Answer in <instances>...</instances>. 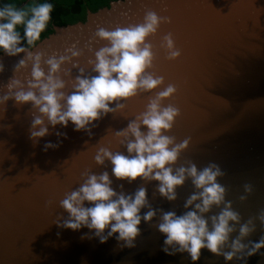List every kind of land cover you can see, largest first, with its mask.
Wrapping results in <instances>:
<instances>
[{
	"label": "water",
	"instance_id": "95a60500",
	"mask_svg": "<svg viewBox=\"0 0 264 264\" xmlns=\"http://www.w3.org/2000/svg\"><path fill=\"white\" fill-rule=\"evenodd\" d=\"M146 9L169 17V23L162 24L148 42L154 54L150 71L163 76L162 87L169 83L176 87L175 94L163 101L179 109L167 135L176 143L189 139L174 167L188 162L198 169L209 162L217 164L224 173L217 179L226 189L225 200L231 201L241 223L250 217L254 220L255 230L243 242L257 241L264 235L254 219L264 209V0H111L95 11L87 10L82 21L54 26L38 47L61 49L74 39L83 46L98 25L138 23ZM167 33L180 50L174 61L166 60L160 47ZM22 55L0 53V86L12 76ZM159 90L139 93L127 101L123 116H105L91 129V137L72 131L71 124L66 128L57 125L35 144L28 138L31 106H18L12 100L0 105V264H226L205 249L196 262L186 253L165 255L161 251L163 237L156 231L159 213L148 224L141 221L132 248L122 247L114 236L101 244L86 228L73 231L54 224L66 217L59 201L79 186L81 172L107 170L111 178L110 165L98 167L92 160L97 141L102 138L105 145L110 141L106 129L125 127ZM56 132L67 138H59L56 149L42 151L46 141H57ZM111 148L124 152L115 143ZM245 184L252 190L240 201ZM155 185V181L139 178L132 183L113 179L112 183L114 189L126 194L145 187L153 209L177 215L185 211L184 200L194 191L190 181L176 189L174 201L161 198ZM218 211L214 207L209 214ZM227 264L242 262L233 259ZM246 264H264V248Z\"/></svg>",
	"mask_w": 264,
	"mask_h": 264
},
{
	"label": "clouds",
	"instance_id": "9594fccd",
	"mask_svg": "<svg viewBox=\"0 0 264 264\" xmlns=\"http://www.w3.org/2000/svg\"><path fill=\"white\" fill-rule=\"evenodd\" d=\"M53 8L51 0L19 4L16 0H0V53L8 57L23 54L7 83L0 86V105L12 100L18 106H31L28 138L33 144L57 125L66 128L71 124L72 131L91 137V129L105 116H123L127 101L137 94L161 89L148 99L143 111L127 120L125 127L106 129L110 141L107 145L101 143L102 138L97 141L92 160L98 167L110 165L111 178L107 170L98 174L88 169L81 172L79 186L59 201V208L67 215L54 222L56 227L73 231L86 228L101 244L114 236L119 245L132 248L140 235L141 221L148 224L159 213L156 231L163 237L161 251L165 255L186 253L191 262H196L201 249H205L222 257L226 264L233 259L246 264L264 248V235L257 241L243 242L255 230L254 220L250 217L241 223L231 201L225 200L226 189L217 179L224 175L220 167L212 162L200 169L191 162L174 167L189 139L176 143L167 135L179 109L163 101L175 94L176 87L171 83L162 87L163 76L150 71L154 54L148 42L162 24L169 23V17L146 9L138 23L98 25L83 46L74 39L61 49L45 50L38 46ZM97 42H102L101 46L94 47ZM160 47L168 61L180 56L171 33L162 36ZM54 134L57 141H46L42 151L56 149L59 138H67L63 132ZM112 143L124 152L113 151ZM137 178L155 181V192L167 201L176 199V189L185 180L194 191L184 200L185 211L177 215L153 209L143 186L130 194L112 187L113 179L132 183ZM251 190L245 184L239 200L244 201ZM214 207L218 213L209 214ZM142 209L146 211L142 213ZM254 219L264 231V209Z\"/></svg>",
	"mask_w": 264,
	"mask_h": 264
},
{
	"label": "trees",
	"instance_id": "16d2710c",
	"mask_svg": "<svg viewBox=\"0 0 264 264\" xmlns=\"http://www.w3.org/2000/svg\"><path fill=\"white\" fill-rule=\"evenodd\" d=\"M25 0H16L23 3ZM111 0H51L54 5L53 11L50 14L51 20L42 34V38L46 37L53 31L54 26L71 24L85 19L87 10L95 11L102 6L108 5Z\"/></svg>",
	"mask_w": 264,
	"mask_h": 264
}]
</instances>
